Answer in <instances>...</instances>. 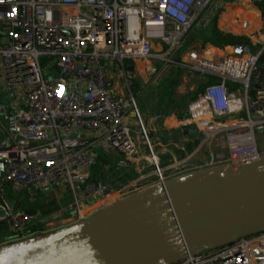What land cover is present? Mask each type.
Instances as JSON below:
<instances>
[{"label": "built area", "instance_id": "1", "mask_svg": "<svg viewBox=\"0 0 264 264\" xmlns=\"http://www.w3.org/2000/svg\"><path fill=\"white\" fill-rule=\"evenodd\" d=\"M212 1L0 0V247L90 219L139 193L141 179L164 185L264 156L256 139L264 133V40L244 56L188 50L173 59ZM260 21L264 28V13ZM153 58L216 79L177 122L176 130L188 134L191 128L202 136L191 153L185 147L193 141L156 149L146 137L152 128L140 117L125 63ZM115 72L131 103L116 90ZM128 116L137 119L135 133ZM98 140L136 179L118 188L90 179ZM146 168L154 177L144 175ZM55 187L68 188L72 203L61 206ZM7 193L20 194L17 203L24 195L37 199L41 207L11 209ZM52 201L56 205L49 206ZM254 247L264 255V232L177 264H264L255 263Z\"/></svg>", "mask_w": 264, "mask_h": 264}, {"label": "water", "instance_id": "2", "mask_svg": "<svg viewBox=\"0 0 264 264\" xmlns=\"http://www.w3.org/2000/svg\"><path fill=\"white\" fill-rule=\"evenodd\" d=\"M262 232L264 156L171 179L68 228L2 246L0 264H177ZM252 254L264 260L256 247Z\"/></svg>", "mask_w": 264, "mask_h": 264}, {"label": "rangeland", "instance_id": "3", "mask_svg": "<svg viewBox=\"0 0 264 264\" xmlns=\"http://www.w3.org/2000/svg\"><path fill=\"white\" fill-rule=\"evenodd\" d=\"M232 47V46H231ZM164 50V48H162ZM161 47L159 51L162 53ZM185 50V47L182 46L181 49L175 53L173 56L174 60H179L182 52ZM230 53V52H226ZM231 54V53H230ZM235 54V53H234ZM46 61H42L43 68L45 72H49V68L45 66ZM144 65V73L146 74V78L143 81L139 76L135 77V82L139 83L138 90V98L134 100L136 106L139 110L140 117L144 120L152 130L156 134H154L153 139H151L153 147L160 148V147H174L177 144H185L189 141H194L198 139L199 141L202 139L201 134L197 133L196 131L192 130L191 132L186 133H179L178 130H165L163 126L165 118L170 116L171 114L176 117L177 120L173 121L170 126L173 127L176 125V121L178 122L179 119H182L183 115L187 112V109L191 102L195 100V96L198 95L199 91L203 88V86L207 83L205 76H200L196 74H190L187 70H182L180 74L176 76L177 79V86L173 87L172 85L168 88L169 82L171 80L169 78V71L171 69L170 64H166L159 59H149L147 61H143L138 63ZM166 67V68H165ZM115 77L113 79V83L115 84L116 90L119 93L123 94L129 103H131V95L128 92L125 82L123 79L118 78L117 73H114ZM131 89V86H129ZM172 89V93H168L169 89ZM132 93V91H131ZM133 95V94H132ZM195 97V98H194ZM134 109V107H133ZM128 112H131V107L128 108ZM156 114V117L155 115ZM181 117V118H180ZM179 118V119H178ZM125 121L130 125L131 128H135V124L137 123V119L135 117H126ZM138 125V123H137ZM186 134V135H185ZM256 139L258 143V147L260 152L264 150V136L262 133H256ZM96 148V149H95ZM94 148V155H99L101 158L99 160L98 167H100V172L102 169L106 168L111 169L113 165L119 169L117 166V155L114 151L107 149L106 145L103 141L98 140ZM186 149V147H185ZM184 149V150H185ZM116 155V157H115ZM185 154H178L176 157L180 159L179 156H184ZM166 162H164L165 164ZM104 173V172H103ZM153 170L152 168H146L145 176L147 178L154 177L152 175ZM112 171L108 174L104 173V182H110L112 180ZM150 180H143L141 179L137 183V189H141L148 184H150ZM109 184V183H108ZM111 184V183H110ZM54 191L58 193L60 197V205L63 207L68 206L72 203V194L68 190L59 189V187H55ZM20 194H6V200L8 205L11 209H30V208H37L40 209L41 203L40 201L36 200H29L25 195L23 196L20 203H17V199L19 198ZM53 196H51L52 198ZM44 203V202H43ZM55 203V204H52ZM57 202H50L49 206L56 205ZM35 205V206H34ZM32 206V207H31ZM46 205L44 204V208ZM72 215V213H71Z\"/></svg>", "mask_w": 264, "mask_h": 264}, {"label": "crops", "instance_id": "4", "mask_svg": "<svg viewBox=\"0 0 264 264\" xmlns=\"http://www.w3.org/2000/svg\"><path fill=\"white\" fill-rule=\"evenodd\" d=\"M262 13H264V0H213L204 12L203 19L200 21V25L198 26L196 31L193 32L192 30L189 39H187V41L183 44L185 50L182 52L180 59L188 50H199L207 57H216L222 54L230 53L236 54V50L238 47L223 46L220 44L215 45L210 42H205V38H211L210 33L212 32V28H214V26H216L225 34L233 35L236 37H246L249 40L250 48L248 49L246 46L243 47H246V49L248 50L247 53H255L261 41L264 40V28L260 21V16L262 15ZM216 20L217 22L214 23V21ZM141 62L143 61L133 62V65H129L130 67L134 68V71L132 73L128 72V77L133 81H135V77L137 76H139L143 81L146 78V74L144 73L145 66L138 64ZM205 78L207 83L211 80L216 81V79L211 77L205 76ZM206 84L203 87H205ZM175 120L177 119L172 114L165 118L163 123L165 130H172L174 132L177 127V121L176 125L173 127H171L170 124ZM132 130L135 133L138 130V125L135 124V128H132ZM187 130L188 131L186 132H191L194 129L188 128ZM178 131L179 133H182L183 130ZM262 135L264 136V133ZM262 152L264 153V150H262ZM98 157L99 155H97V158ZM116 158L117 160H119L118 156ZM152 185L153 183L148 184L137 192L144 191L152 187Z\"/></svg>", "mask_w": 264, "mask_h": 264}, {"label": "trees", "instance_id": "5", "mask_svg": "<svg viewBox=\"0 0 264 264\" xmlns=\"http://www.w3.org/2000/svg\"><path fill=\"white\" fill-rule=\"evenodd\" d=\"M216 22H217V20L214 21V23H216ZM212 29L213 30L210 33L211 38L210 39H208V37L205 38V42H210V43H213L215 45L220 44L223 46H235V47L246 46L248 49L250 48L249 40L246 37H236L233 35L225 34L222 31H220L216 26H214V28H212ZM125 64L126 65H133V63L130 61H127ZM181 72H182V69H180L176 66L171 67V69L168 73L169 78L171 80V83L169 82L168 88H170L171 85L173 87L177 86L176 76L178 74H180ZM131 82H132V84H131L132 94H133L134 98L137 99L138 94H139V90H138L139 83L135 82L133 80H131ZM209 82H213V80H211ZM173 87L171 89H169L168 93H172ZM203 89H204V87L199 91L198 95L202 93ZM198 95H196L195 97H198ZM154 115L156 116V114H154ZM182 119H183V117H182ZM198 143H199L198 139L194 140L192 143H188L187 147H186L187 153H191L193 151V149L198 145ZM100 158H101L100 156L97 158L95 165L91 169L90 179L92 181L97 182V183H99V182L111 183L114 188H118V187L124 185L128 181L136 179L137 175H136L134 170L128 169V168H123V169L117 170L115 165H113V167L111 169H108V170L106 168H104L100 172V167H98ZM111 171L113 173L111 175L112 180L110 182H104V179H103L105 177L104 173L108 174ZM35 210H37V208L32 209V211H35Z\"/></svg>", "mask_w": 264, "mask_h": 264}, {"label": "bare ground", "instance_id": "6", "mask_svg": "<svg viewBox=\"0 0 264 264\" xmlns=\"http://www.w3.org/2000/svg\"><path fill=\"white\" fill-rule=\"evenodd\" d=\"M190 151V150H189Z\"/></svg>", "mask_w": 264, "mask_h": 264}]
</instances>
